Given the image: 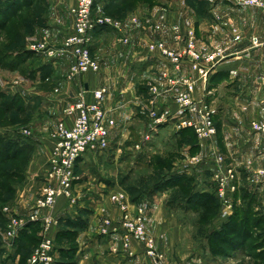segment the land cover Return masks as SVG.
<instances>
[{"label":"crops","instance_id":"0c3cea01","mask_svg":"<svg viewBox=\"0 0 264 264\" xmlns=\"http://www.w3.org/2000/svg\"><path fill=\"white\" fill-rule=\"evenodd\" d=\"M42 1L46 9L39 12L42 23L33 36L45 39L58 52L49 57L27 46L38 63L33 71L37 104L51 102L56 112L51 114L57 117L63 106L78 99L82 89L92 100L93 90L106 87L104 105L116 122L108 150L85 156L78 163L81 178L77 191L82 190L78 194L83 195L78 205L71 207L61 198L54 209L59 220L53 230L55 242L60 229L76 232L73 250L67 238L56 242V264H182L186 229L192 214L193 224L200 229L199 213L185 206L181 197L176 198L180 183L162 189L152 185L144 191L138 189L137 180L155 181L156 171L165 181L177 177L183 184L189 182L192 192L216 197L217 214L208 232L234 217L240 221L247 214L258 218V225L264 227V134L251 127L255 120L264 121V11L237 5L233 0H97L93 13L111 16L121 25L105 27L94 34L91 49L100 70L69 80L73 57L61 49L74 28L70 10L76 0ZM190 31L203 54L222 49V58L211 67L206 80L190 64L178 70L159 52L149 49V44L156 41L179 49L178 37ZM122 38H127L128 43ZM186 79L195 83L193 99L205 98L213 110L217 133L210 139L197 136L188 122H196L198 116L182 110L176 102L186 90ZM45 83H49L48 89L43 88ZM152 86L158 87L157 93L151 91ZM54 135L55 129L48 135L35 136L38 154L28 170V185L21 196L18 194V214H26L34 206L38 188L45 180ZM88 162L98 165L97 183H91L92 176L83 167ZM142 164L148 172L145 178H137V168ZM228 170L236 175V190L230 193L229 205H225L218 194L219 177ZM121 194L125 198L118 200ZM137 205L145 208L146 231L164 253L162 260L146 254L144 240L133 239L125 248L121 231L102 233L106 218L117 222L124 210H133ZM178 210L184 211L187 218L179 220ZM69 219L75 222L72 226L66 224ZM5 222L0 206V230L5 228ZM27 232L33 235L32 227ZM197 240L196 261L201 262L204 252L213 260H234L239 254L250 257L242 249L216 255L206 236ZM20 245L7 247L0 236V264H21ZM62 249L71 252L64 258Z\"/></svg>","mask_w":264,"mask_h":264},{"label":"built area","instance_id":"2783aa9c","mask_svg":"<svg viewBox=\"0 0 264 264\" xmlns=\"http://www.w3.org/2000/svg\"><path fill=\"white\" fill-rule=\"evenodd\" d=\"M95 1L76 0V4L70 10L74 17V28L65 38L61 49L73 57L67 75L69 80L90 71L100 70L101 65L93 56L91 49L94 34L105 27L119 28L121 25L120 21L111 16L95 15L93 13ZM233 1L240 6L257 7L264 11V0ZM133 21L137 22V19L133 18ZM121 40L124 43L129 41L127 38ZM178 41L181 42L179 49L170 47L164 41L151 42L149 49L159 52L178 70L183 64H190L191 68L206 80L211 67L222 58V49H216L208 56L204 55L198 49L195 36L191 31L185 36L178 37ZM30 42L29 49L37 54L54 57L58 52V49L45 39L41 40L32 36ZM170 81L175 83L173 79ZM184 85L186 90L177 96V104L182 110L198 116L196 122L188 123L199 138H212L217 133V127L210 104L205 98L193 99L192 93L195 89L193 80H184ZM151 91L157 93L158 87L152 86ZM86 92L82 89L78 99L70 102L63 110V117L58 122L51 157L45 171V180L39 187L34 206L26 214H18L7 206L2 208L6 225L3 230H0V236L2 243L7 247L15 246L21 231L30 223L40 225V243L26 264H56L57 248L53 230L59 224V220L54 215V209L61 198H65L71 207L78 204L77 182L81 176L76 172V167L80 159L88 154L106 152L110 146V132L116 122L111 111L104 105L108 88L93 90L92 100L86 98ZM251 127L254 132L264 134L263 120L253 121ZM24 132L29 133L27 130ZM149 137L146 136V138ZM136 147L139 148L140 145ZM218 159L223 160L222 156ZM261 173L264 182V168ZM235 179L236 175L232 170H228L226 175L219 177L218 194L225 205H229L230 193L236 190ZM124 198L125 195L121 194L118 200ZM145 223V208L137 205L133 210H124L117 222L106 218L102 233L108 235L113 231H121L125 248L130 247V241L133 239L144 240L146 254L156 260H162L165 255L159 249L156 239L147 234Z\"/></svg>","mask_w":264,"mask_h":264},{"label":"rangeland","instance_id":"374dc122","mask_svg":"<svg viewBox=\"0 0 264 264\" xmlns=\"http://www.w3.org/2000/svg\"><path fill=\"white\" fill-rule=\"evenodd\" d=\"M19 5L20 9L16 17H11L6 26H2L4 18L12 16L13 11ZM7 6L9 7L8 11L0 14V136L6 135L14 140L20 138L28 142L27 146H29L28 149L16 157L14 162L11 161L8 166L0 164V171L2 172L4 169H7L8 172L17 171L16 176L11 180L2 179L6 182L7 188L11 186V190H0V206L2 208L7 206L16 211L15 209L20 205L18 194L21 196L23 189L28 185V170L38 154L37 146L34 142L36 140L35 136L48 135L54 129L56 134L58 122L63 117V110L70 102L63 106L60 115L57 116V120V117L51 114V112L56 113L54 106L50 104L51 102L47 101L48 103L39 106L34 94L36 84L33 71L38 63L33 52L32 54L27 53L31 52L27 50V46H30V37L35 35L38 26L42 23L40 22L39 12L41 9H46L44 2L42 0H0V8ZM209 54L211 53L204 55L208 56ZM49 87V83L43 84L44 89ZM25 130L29 133L26 134ZM89 155L91 154L86 156ZM141 166L137 168V173L135 174L137 178H145L146 172H148L145 164ZM83 167L92 176H90L91 183L94 184L100 181V171L95 162H88ZM136 184L139 186L138 189L143 190L151 186L152 183L150 180L141 179L137 180ZM79 191L82 190L78 189L77 193ZM78 196L82 199L83 195L78 194ZM176 217L179 220H184L187 218V214L182 210H178ZM194 221L195 216L192 214L189 226L186 229L187 242L183 248L186 256L182 264H264V262L260 263L251 254L249 255L250 257L239 254L234 260H213L208 252H204L201 253V262L194 260L196 257L195 249L199 247L197 238L206 236L205 232L203 233L202 230L196 228V223L193 224Z\"/></svg>","mask_w":264,"mask_h":264},{"label":"trees","instance_id":"16d2710c","mask_svg":"<svg viewBox=\"0 0 264 264\" xmlns=\"http://www.w3.org/2000/svg\"><path fill=\"white\" fill-rule=\"evenodd\" d=\"M33 2V1H30ZM30 5V4H28ZM7 7L0 8V14L6 13L8 11ZM20 5L16 7L13 11L12 16H7L4 18L2 26L10 21L11 17L15 18L19 13ZM32 54V52H27ZM28 142L22 139L14 140L6 135L0 136V164L8 166L11 161H15L16 157L20 155L23 151L28 149ZM76 172L79 173V165L76 167ZM17 171L8 172L4 169L3 172L0 171V190L5 189L6 191L11 190V186L6 187L7 184L4 180H11L16 176ZM156 180H150L153 186H148L143 189H148L152 187L154 189H162L168 187L169 185H176L180 183V189L176 192V198L181 197V200L186 204L185 206L192 207L199 213L200 230L206 233L208 238L209 247L213 254L216 255H229L233 254L237 249H242L248 251L251 255H254L260 263L264 262V227L258 225V218L252 215L243 216L240 221L237 217L231 219L230 222L223 224L220 228L215 229L212 232H208L207 227L211 223L212 219L217 214L218 202L214 195L210 194H199L192 192L191 184L185 182L184 184L179 182L177 177L171 178L165 181L162 178V173L156 171ZM3 179V180H2ZM154 181V182H153ZM137 200L136 197H133ZM6 223V222H5ZM75 222L70 219L66 222L68 226H72ZM33 229V235L28 234V229ZM40 231L39 223H30L23 231H21L19 237L16 240V244H21L22 249V261L24 264L28 258L32 255L35 248L39 245L41 237L37 234ZM76 232L71 229H60L58 233L56 242H62L63 238L68 239L70 250L74 248V236ZM56 248L57 245H56ZM71 251L65 249L61 250L62 256L65 258L70 254ZM65 264V263H62Z\"/></svg>","mask_w":264,"mask_h":264}]
</instances>
